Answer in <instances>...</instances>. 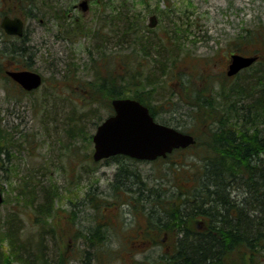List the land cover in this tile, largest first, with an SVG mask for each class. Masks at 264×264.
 Listing matches in <instances>:
<instances>
[{
  "label": "rangeland",
  "instance_id": "obj_1",
  "mask_svg": "<svg viewBox=\"0 0 264 264\" xmlns=\"http://www.w3.org/2000/svg\"><path fill=\"white\" fill-rule=\"evenodd\" d=\"M80 1L0 0V21L25 22L23 40L0 32V49L18 50L0 52V264H165L176 236L156 218L180 202L178 191L200 188L201 143L220 118L218 93L250 73L228 77L230 54L264 59V41H250L264 36V0H87L86 11ZM125 12L143 36L133 78L120 63L132 52L119 24ZM106 56L96 72L93 62ZM15 67L38 71L42 84L24 91L5 74ZM111 77L119 89L132 87L126 96L144 81L156 120L196 143L150 161H94L92 134L112 112L101 83ZM32 187L49 191L47 214ZM13 239L30 253L18 254Z\"/></svg>",
  "mask_w": 264,
  "mask_h": 264
},
{
  "label": "trees",
  "instance_id": "obj_2",
  "mask_svg": "<svg viewBox=\"0 0 264 264\" xmlns=\"http://www.w3.org/2000/svg\"><path fill=\"white\" fill-rule=\"evenodd\" d=\"M121 20L119 24L125 26L123 34L132 52L126 57L127 61L125 59L120 63L130 74L133 50L136 45L142 44L143 36L139 33L138 21L132 20L126 12ZM0 32L3 37H13L6 35L1 28ZM24 38L25 33L19 39ZM254 40L264 41V36H250V41ZM17 51L0 49L5 58ZM25 52L27 50L22 47L19 55L24 56ZM158 61H161L159 55ZM107 62L106 56L100 63L94 61L92 67L98 72L101 66H107ZM248 70L250 73L239 85L223 87L218 93L216 107L220 118L207 134L203 133L206 138L201 143L204 145L205 161L198 179L200 188L184 193L179 203L175 202L172 208L166 210L167 214L164 211L162 219L166 221L163 228H171L176 236L174 247L164 259L165 264H245V259L248 260L246 264H264V59L259 53L256 62L242 71ZM98 79L104 81L102 77ZM143 87L147 89L144 81L142 91L134 90L129 97L147 105L155 117L151 105L143 97ZM100 90L112 99L129 95L126 91H131L132 87L119 89L111 77L106 84L101 83ZM145 92L150 94L151 91ZM226 126L228 130H224ZM64 127L66 129L67 125ZM121 157L130 158L125 155L110 158ZM30 192L31 198H45V207L40 209V215L47 214L51 208L48 205L49 191L32 187ZM198 219L205 222L204 228L195 227ZM13 244L18 254L30 253L14 239ZM234 251H242L241 261L231 258Z\"/></svg>",
  "mask_w": 264,
  "mask_h": 264
},
{
  "label": "water",
  "instance_id": "obj_3",
  "mask_svg": "<svg viewBox=\"0 0 264 264\" xmlns=\"http://www.w3.org/2000/svg\"><path fill=\"white\" fill-rule=\"evenodd\" d=\"M79 6L82 10H87L86 0L81 1ZM0 26L7 34L17 36L23 34V20L19 17L4 15ZM256 59L257 55L230 54L226 75L236 74L250 66ZM5 74L27 91L38 88L42 82L40 73L29 69H7ZM110 103L113 114L105 117L92 134L94 149L92 158L95 161L117 154L153 160L195 142L192 134L156 122L148 107L134 98L115 97ZM2 201L3 193L0 190V204Z\"/></svg>",
  "mask_w": 264,
  "mask_h": 264
},
{
  "label": "bare ground",
  "instance_id": "obj_4",
  "mask_svg": "<svg viewBox=\"0 0 264 264\" xmlns=\"http://www.w3.org/2000/svg\"><path fill=\"white\" fill-rule=\"evenodd\" d=\"M242 54V53H241ZM243 55H248V54H243ZM255 63V61L252 63V64H254ZM224 128V127H223ZM181 130V129H180ZM224 130H228V127L226 126L225 127V129ZM181 131H184V130H181ZM132 181V180H131ZM128 184L130 185V182H128ZM138 188H139V186H138ZM183 192H181V191H178V197L180 198V197H182L183 196ZM154 210H156V209H154ZM157 211V210H156ZM156 211H153L152 213L153 214H155V217H157L158 216V214L156 213ZM152 213L150 212V214L152 215ZM153 216V215H152ZM154 217V216H153ZM159 218V219H158ZM158 218H156L158 221H160L161 220V218L162 217H158Z\"/></svg>",
  "mask_w": 264,
  "mask_h": 264
}]
</instances>
